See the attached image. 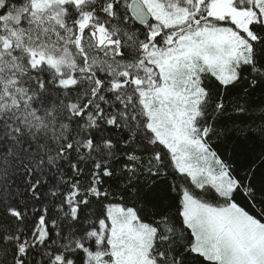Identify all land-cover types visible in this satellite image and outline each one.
I'll return each mask as SVG.
<instances>
[{"label":"snow or ice","instance_id":"1","mask_svg":"<svg viewBox=\"0 0 264 264\" xmlns=\"http://www.w3.org/2000/svg\"><path fill=\"white\" fill-rule=\"evenodd\" d=\"M0 264H264V0H0Z\"/></svg>","mask_w":264,"mask_h":264}]
</instances>
